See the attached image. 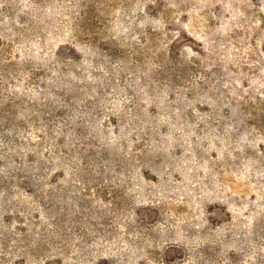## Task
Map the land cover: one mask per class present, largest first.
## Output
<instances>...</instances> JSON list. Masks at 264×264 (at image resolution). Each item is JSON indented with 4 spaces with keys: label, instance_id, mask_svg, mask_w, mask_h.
Wrapping results in <instances>:
<instances>
[{
    "label": "rangeland",
    "instance_id": "374dc122",
    "mask_svg": "<svg viewBox=\"0 0 264 264\" xmlns=\"http://www.w3.org/2000/svg\"><path fill=\"white\" fill-rule=\"evenodd\" d=\"M0 264H264V0H0Z\"/></svg>",
    "mask_w": 264,
    "mask_h": 264
}]
</instances>
